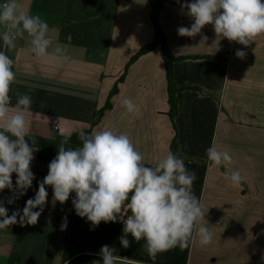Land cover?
I'll return each instance as SVG.
<instances>
[{"label": "crops", "instance_id": "obj_1", "mask_svg": "<svg viewBox=\"0 0 264 264\" xmlns=\"http://www.w3.org/2000/svg\"><path fill=\"white\" fill-rule=\"evenodd\" d=\"M18 2L49 25L52 48L66 46L75 63L60 66L53 59L35 57L27 35L17 39L14 49H5L0 40V51L15 62L11 103L15 105L17 91L31 96L28 120L30 135L36 140L31 188L22 196L9 189L0 192L9 216L18 209L22 214L48 173L49 163L37 158L40 144L91 129L95 112L104 108L118 83L112 108L92 130L110 127L127 134L145 161L154 164L171 151L177 129V155L196 175L193 192L206 213L202 223L208 224L214 238L209 246L195 241L187 249L160 253L152 261L143 240L137 243L129 236L130 246H121L124 225L119 219L93 226L76 214L74 192L60 204L53 201L52 187L46 186L47 202L35 225L17 222L0 230V264H62L66 248L92 255L102 264L98 253L103 245L114 247L116 255L130 262L143 264H264V36L245 47L227 38L217 39L211 24L195 37L180 36L178 28L193 23L182 5L193 0H164L160 27L172 55L183 58L173 67L174 81L181 88L175 129L168 115L161 46L130 65L119 82L130 59L154 39L148 0ZM202 36L207 41L199 46ZM237 50L246 52L245 57H237ZM123 98L137 106L134 113L121 106ZM213 142L218 150L232 155L227 170L241 172L244 179L239 186L225 179L223 166L208 167L206 149ZM15 180L13 173L14 188ZM10 197L12 204L7 203ZM128 214L122 212L125 218ZM65 217L67 227L61 230Z\"/></svg>", "mask_w": 264, "mask_h": 264}, {"label": "clouds", "instance_id": "obj_2", "mask_svg": "<svg viewBox=\"0 0 264 264\" xmlns=\"http://www.w3.org/2000/svg\"><path fill=\"white\" fill-rule=\"evenodd\" d=\"M182 8L187 9L193 23L190 27H179L180 36L195 37L209 24L217 39L227 38L245 47L264 36V0H193ZM50 31L39 15H30L18 0L0 4V40L5 49H14L17 39L27 35L29 51L35 57L50 58L60 66L70 67L75 61L66 46L56 44L52 48ZM71 39L69 35L67 40ZM206 41L207 36H202L199 46ZM245 55L244 51L236 52L239 58ZM13 67L14 61L0 51V192L9 189L22 196L35 179L31 162L36 140L30 135L28 120L31 96L17 91L16 103H11V85L16 79ZM120 104L128 113L137 110L129 98L121 99ZM78 139L81 144L73 150L68 146L70 137L63 136L47 175L39 182L34 198L26 201L22 214L18 209L9 216L4 201L0 200V230L17 222L22 226L35 225L47 202L46 186H51L53 201L60 204L67 202L74 192L72 204L76 214L93 226L119 219L124 225L121 246L125 249L130 246L129 236L137 243L143 240V249L152 261L160 253L187 249L195 241L201 247L212 243L214 234L207 223H202L206 214L203 204L193 192L196 175L181 156L169 151L154 164L147 163L127 134L110 127L94 129L90 134L81 130ZM206 157L208 167L223 166L225 179L233 186L241 184L244 179L241 172L227 170L233 162L228 151L218 150L213 142L206 149ZM7 203H14V198L10 197ZM125 211L130 212L126 218L122 215ZM66 227L65 217L61 230ZM98 255L102 264H143L116 255V249L108 245H103Z\"/></svg>", "mask_w": 264, "mask_h": 264}, {"label": "trees", "instance_id": "obj_3", "mask_svg": "<svg viewBox=\"0 0 264 264\" xmlns=\"http://www.w3.org/2000/svg\"><path fill=\"white\" fill-rule=\"evenodd\" d=\"M151 5V21L154 26V39L150 44H147L139 49V51L130 59L128 62L124 74L120 77L119 82H122L125 79L126 73L130 65H132L135 61H137L141 56L151 52L157 46H161L162 48V56L165 64V69L167 73V90H168V104H169V118L176 129L175 119L178 116V93L181 91V88H178L173 77V67L174 64L183 59V58H175L171 50L169 49L164 33L160 27L159 15L161 9L163 8L164 0H148ZM118 93V83L114 86L113 90L109 95V99L101 110L95 112L93 122L91 125V129L84 131L87 134H90L93 127L96 126L101 118L104 116L105 111L112 108L111 98ZM69 147L73 150L80 146L81 142L78 139V133H73L69 136ZM63 139V136H57L53 140H49L47 142H42L39 146V150L37 153V158L40 161L50 163L58 153V145L60 141ZM171 151L174 154H177L178 151V135L176 129V135L171 144ZM94 256L86 254L82 251H76L70 248H66L63 253V262L62 264H93Z\"/></svg>", "mask_w": 264, "mask_h": 264}, {"label": "built area", "instance_id": "obj_4", "mask_svg": "<svg viewBox=\"0 0 264 264\" xmlns=\"http://www.w3.org/2000/svg\"><path fill=\"white\" fill-rule=\"evenodd\" d=\"M14 61V60H13ZM14 65H15V62H14Z\"/></svg>", "mask_w": 264, "mask_h": 264}]
</instances>
